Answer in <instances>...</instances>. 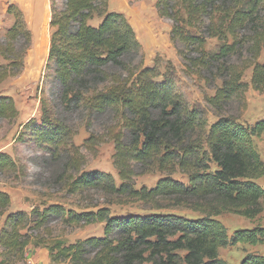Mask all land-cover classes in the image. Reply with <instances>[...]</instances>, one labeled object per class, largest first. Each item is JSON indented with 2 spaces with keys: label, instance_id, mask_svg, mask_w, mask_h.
Listing matches in <instances>:
<instances>
[{
  "label": "trees",
  "instance_id": "trees-1",
  "mask_svg": "<svg viewBox=\"0 0 264 264\" xmlns=\"http://www.w3.org/2000/svg\"><path fill=\"white\" fill-rule=\"evenodd\" d=\"M156 10L172 22L170 41L183 62L181 72L160 56L147 66L134 27L123 13L110 10L109 0L53 1L47 69L55 97L43 99L40 122H26L15 142L32 143L64 162L57 184L70 194L94 191L107 200L125 197L201 218L114 217L105 207L77 213L61 204L6 214L12 200L0 190V264L26 261L33 237L43 230L51 234L54 223L105 229L103 237L70 245L36 238L35 248L45 247L52 264H227L222 248L264 245V227L229 236L216 219L231 213L254 220L264 212V187L257 184L264 178V160L256 147V139H264V119L246 124L239 118L250 86L264 93V0H156ZM7 13L14 24L0 37L6 63L0 65V84L23 71L32 44L23 12L10 5ZM179 73L212 91L205 90L204 105L184 100ZM235 106L237 114L231 113ZM209 110L216 118L211 125ZM67 114L81 122L74 124ZM19 115L14 99L0 96V121ZM96 126L101 132L87 142L109 137L139 173L165 177L154 188L136 189L125 169L120 186L111 174L82 172L84 158L74 138L79 128ZM18 166L0 153V175L14 179ZM179 174L188 183L172 178ZM241 264H264V256L250 255Z\"/></svg>",
  "mask_w": 264,
  "mask_h": 264
},
{
  "label": "rangeland",
  "instance_id": "rangeland-1",
  "mask_svg": "<svg viewBox=\"0 0 264 264\" xmlns=\"http://www.w3.org/2000/svg\"><path fill=\"white\" fill-rule=\"evenodd\" d=\"M53 1L58 4L63 2V0H45L34 8L30 9L28 6L26 12L15 3H0V37H3L14 24V17L7 13L10 5H15L23 12L28 28L32 33V44L26 53L23 71L18 76L9 78L0 84V96L13 98L20 112L19 117L13 122L0 121V153L4 152L12 156L18 162L20 169V174L15 175L14 179L0 175V190L7 192L12 200L11 207L6 214L21 211L31 213L35 208L42 210L53 204H61L66 209L77 213L92 212L105 207L114 217L174 214L192 220L201 218L200 214L187 209L172 207L157 209L125 197H114L107 200L101 193L94 191L85 194H70L57 184L58 177L65 171L64 162L58 161L57 158H51L32 143L15 142L17 134L26 122L31 119L40 122L43 99L55 97L56 88L53 86V73L47 69L51 48ZM109 1L110 10L123 13L134 27L143 45L147 66H153L155 58L160 56L164 61H171L177 71L181 72L183 62L177 54L176 47L170 41L172 22L158 16L156 0ZM261 61L264 62V52ZM5 64L0 58V65ZM179 78L182 82L181 93L186 102L190 104L200 102L204 105V93L207 91L212 95V91L206 86L201 89L193 80L184 78L182 73H179ZM250 80L251 71L247 73L245 78L248 83ZM246 99L247 107L241 110L239 115L241 123L253 124L264 119V93H259L250 86ZM208 113V120L211 125L216 121V118L210 110ZM231 113L237 114L236 106L233 107ZM66 117L74 124L81 122L78 115L67 114ZM100 132L98 126L91 130L83 127L79 128L74 138V144L76 148L80 149L84 158L81 167L82 172L99 171L111 174L116 184L120 186L122 183L120 174L125 169L129 175H132V183L136 189L154 188L165 177L159 173H139L136 164L129 162L126 157L117 153L115 143L110 141L109 137L101 141L87 142L88 139L97 136ZM256 147L264 160L263 138L256 139ZM128 163H131L130 166ZM172 178L188 183V179L180 174ZM257 184L264 187V178L258 180ZM3 219H0V223ZM216 219L227 228L229 236L234 235L237 231L264 227V212L254 220L231 213H224ZM104 229V224L69 227L63 223H54L49 227L51 234L43 230L38 233L39 237L33 238L44 237L48 241L60 239L70 245L92 237H103ZM34 240L28 250L27 260L20 264H52L48 250L45 247L35 248ZM250 255L264 256V245L238 244L220 250V257L227 264H241Z\"/></svg>",
  "mask_w": 264,
  "mask_h": 264
},
{
  "label": "crops",
  "instance_id": "crops-1",
  "mask_svg": "<svg viewBox=\"0 0 264 264\" xmlns=\"http://www.w3.org/2000/svg\"><path fill=\"white\" fill-rule=\"evenodd\" d=\"M42 1H45V0H0V3L1 4H4V2H9V4H17L19 6V8L23 11L26 12V10L28 9V6H30L29 8H34L35 6H37L39 3H41ZM110 3V1H109ZM5 219V218H4ZM4 219L3 221L0 223V231H1V228H2V225L4 223ZM1 252V250H0ZM27 260V259H26Z\"/></svg>",
  "mask_w": 264,
  "mask_h": 264
}]
</instances>
